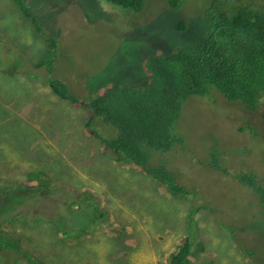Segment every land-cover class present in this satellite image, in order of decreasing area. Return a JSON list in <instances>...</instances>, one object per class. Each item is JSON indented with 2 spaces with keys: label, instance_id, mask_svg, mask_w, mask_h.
<instances>
[{
  "label": "rangeland",
  "instance_id": "374dc122",
  "mask_svg": "<svg viewBox=\"0 0 264 264\" xmlns=\"http://www.w3.org/2000/svg\"><path fill=\"white\" fill-rule=\"evenodd\" d=\"M28 2L40 32L16 0H0V223L4 237L19 241L17 249L0 243V264H32L22 255L30 253L41 264H119L120 257L129 264H168L187 236L195 242L189 264H253L251 249L253 260L264 263V202L234 176L250 170L264 182V119L214 88L189 96L176 124L184 143L153 157L154 163L167 157L190 190L175 196L130 165L101 156L84 128L86 112L49 86L56 78L86 97L108 81L139 82L145 55L191 42L205 28L209 0H187L179 9L167 0H145L139 12L106 0ZM178 21L186 30L175 29ZM44 34L59 39L47 58ZM98 125L113 131L103 120ZM217 141L227 152L228 173L206 161ZM39 170L49 185L27 187L28 173ZM20 189L28 192L22 199ZM81 194L98 203L104 219L89 234L68 236L86 217L98 218L96 209L77 201ZM121 231L136 242H124ZM106 237L118 244L110 246ZM77 244L85 255H77Z\"/></svg>",
  "mask_w": 264,
  "mask_h": 264
},
{
  "label": "trees",
  "instance_id": "16d2710c",
  "mask_svg": "<svg viewBox=\"0 0 264 264\" xmlns=\"http://www.w3.org/2000/svg\"><path fill=\"white\" fill-rule=\"evenodd\" d=\"M106 1L134 12L141 11L145 4V0ZM167 1L172 8L179 9L187 0ZM27 2L28 0H16L34 22L35 30L40 32L38 18L28 11ZM204 16L205 28L193 41L168 49L158 48L145 55L141 62L142 75L137 83L108 81L90 89L88 96L80 97L68 90L66 82L56 78L49 80L53 93L86 112L84 128L91 137L97 139L101 156L119 165H130L131 169L159 182L175 196H186L190 190L169 167L167 157L161 156L158 163L153 162V157L156 152L166 154L184 143L185 137L177 130L176 124L189 96L205 95L214 88L228 100L236 101L254 112L255 120L264 119V0H209ZM186 28L184 21H178L175 25L178 31ZM43 40L42 48L45 43L48 47L47 58L57 51L55 47L59 44V39L44 34ZM39 63L43 66L46 61ZM100 119L112 127L111 133L97 126ZM250 123L246 125L257 132ZM220 143L221 141H217L209 148L206 161L210 167L228 173L222 163L223 157L227 158V152L220 147ZM43 174L42 170L29 172V179L23 183L31 188L48 186L47 180L51 179H40ZM234 176L256 195L259 194L264 202V182L257 173L247 170L237 175L235 173ZM122 186L127 187V184ZM19 192L20 199L28 195V192L21 189ZM81 195L77 201L82 200L86 203L85 206L96 209L98 218L92 216L87 220L86 217L83 222L80 221L77 233L68 236L89 234L104 219L98 203L90 200L89 194ZM193 211L192 209L188 215L189 221H193ZM18 216H15V220L20 222L18 218L21 216ZM128 232L130 237L135 236L132 231ZM5 233L6 230L0 223V243L7 248L17 249L18 239H8L4 237ZM119 235L129 245L136 242L127 239L128 233L125 235L121 231ZM7 236L11 237L12 231ZM193 240L188 236L183 238L176 251L168 256V264H189L195 246ZM106 241L110 246L118 244L109 237H106ZM199 247L204 248L202 244ZM76 248H79L77 255H85L79 244L74 249ZM246 252L253 264H264L253 260L254 249ZM22 255L29 257L32 264H41L31 253ZM129 262L128 257L119 258V264Z\"/></svg>",
  "mask_w": 264,
  "mask_h": 264
}]
</instances>
